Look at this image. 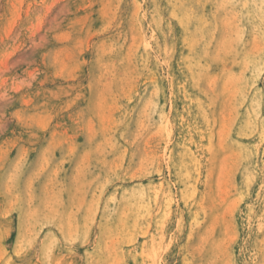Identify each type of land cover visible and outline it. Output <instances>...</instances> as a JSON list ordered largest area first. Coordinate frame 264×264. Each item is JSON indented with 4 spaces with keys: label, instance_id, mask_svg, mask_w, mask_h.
Masks as SVG:
<instances>
[{
    "label": "rangeland",
    "instance_id": "obj_1",
    "mask_svg": "<svg viewBox=\"0 0 264 264\" xmlns=\"http://www.w3.org/2000/svg\"><path fill=\"white\" fill-rule=\"evenodd\" d=\"M0 264H264V0H0Z\"/></svg>",
    "mask_w": 264,
    "mask_h": 264
},
{
    "label": "bare ground",
    "instance_id": "obj_2",
    "mask_svg": "<svg viewBox=\"0 0 264 264\" xmlns=\"http://www.w3.org/2000/svg\"><path fill=\"white\" fill-rule=\"evenodd\" d=\"M166 2V1H165ZM243 18H244V16H243ZM142 20V19H141ZM244 25V24H243ZM246 25V24H245ZM166 28V27H165ZM240 28V27H239ZM260 29V28H259ZM161 32V31H160ZM172 34V33H171ZM240 37V36H239ZM237 43V42H236ZM184 54V53H183ZM247 54V53H246ZM177 55V54H176ZM191 61V60H190ZM200 66V65H199ZM171 72V71H170ZM259 76V75H258ZM190 83H192V82H190ZM244 89V88H243ZM145 96V95H144ZM183 98V97H182ZM142 99V98H141ZM200 106V105H199ZM246 107V106H245ZM202 109V108H201ZM248 115V114H247ZM258 115V114H257ZM204 118V117H203ZM187 121V120H186ZM133 123V122H132ZM131 123V124H132ZM252 123V122H251ZM159 124V123H158ZM260 124V123H259ZM263 130V129H262ZM253 131V130H252ZM263 134V133H262ZM238 136V135H237ZM259 145V144H258ZM240 147V146H239ZM241 149V148H240ZM77 151V150H76ZM244 151V150H243ZM72 155V154H71ZM210 157V156H209ZM208 157V158H209ZM244 157V156H243ZM208 160V159H207ZM39 161V160H38ZM37 162V161H36ZM32 163V162H31ZM33 164V163H32ZM30 166V165H29ZM33 166V165H32ZM242 167V166H241ZM28 168V167H27ZM31 168V167H30ZM30 172H31V170H30ZM242 178V177H241ZM21 180V179H20ZM64 187V186H63ZM147 191V190H146ZM121 196V195H120ZM19 198V197H18ZM163 198V197H162ZM163 200V199H162ZM19 201V200H18ZM14 205V204H13ZM21 205V204H20ZM13 210V209H12ZM157 212V211H156ZM46 221V220H45ZM52 223V222H51ZM4 225V224H3ZM6 230V229H5ZM77 237V236H76ZM62 238V237H61ZM56 247H58V246H56ZM34 248V247H33ZM11 252V251H10ZM50 255V254H49Z\"/></svg>",
    "mask_w": 264,
    "mask_h": 264
}]
</instances>
